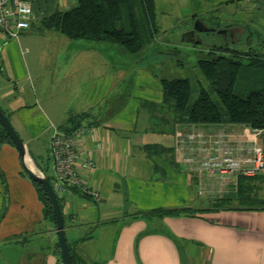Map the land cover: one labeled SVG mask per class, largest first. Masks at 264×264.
<instances>
[{"label":"crops","instance_id":"0c3cea01","mask_svg":"<svg viewBox=\"0 0 264 264\" xmlns=\"http://www.w3.org/2000/svg\"><path fill=\"white\" fill-rule=\"evenodd\" d=\"M76 2L30 0V27L15 37L0 30V107L29 151H38L46 136L43 146L51 157L50 132L71 129L73 118L79 127H95L76 145L96 163L89 182L101 199L70 189L59 200L76 264H264V209L163 217L145 213L195 200L193 171L185 160L193 154L183 136L194 130L221 132L229 124L175 123L173 111L161 103L162 78L144 69L136 74L127 104L115 112H97L95 104L125 74L108 55L102 57L110 46L42 26V19ZM175 2L183 11L205 12L235 0ZM142 101L145 108L139 111ZM150 145L160 150L146 148ZM19 159L15 147L0 145V264H63L55 225L44 216L36 186ZM95 239L98 245L92 244Z\"/></svg>","mask_w":264,"mask_h":264},{"label":"trees","instance_id":"16d2710c","mask_svg":"<svg viewBox=\"0 0 264 264\" xmlns=\"http://www.w3.org/2000/svg\"><path fill=\"white\" fill-rule=\"evenodd\" d=\"M152 2L153 0H77L76 4L67 11L55 12L42 19V26L58 29L59 32L74 40L111 43L122 47L130 54L137 53L154 35ZM212 49L213 51L208 52L207 57L199 59L196 63L202 74L209 79L208 89L199 88L200 91L195 100L190 103L192 86L188 79L162 78L163 101L161 103L173 111L175 123L196 126L237 123L250 128H264V80L260 83L256 80L258 76L264 78V53L253 49L244 51L239 54L243 59L241 60L234 56L226 57V50L223 47ZM242 68L244 70H241ZM238 73L242 74L239 79H237ZM241 79H250L258 86H254L245 95H241L235 88V81H241ZM212 94L216 97H212ZM71 120L74 126L64 131L71 132L79 127V124L76 125L77 118ZM2 143L13 146L0 125V145ZM146 148L152 151L160 150L159 145H150ZM47 178L51 182V178L49 176ZM246 178L239 174L238 191L228 196L226 201L217 199L213 206L159 208L145 213L149 216L163 217L188 216L196 212H213L222 209L262 211L264 200L260 201V199L243 195L241 182ZM33 184L36 186L37 196L42 201L44 216L54 223V216L45 192L35 181ZM70 252L76 264L71 249Z\"/></svg>","mask_w":264,"mask_h":264},{"label":"rangeland","instance_id":"374dc122","mask_svg":"<svg viewBox=\"0 0 264 264\" xmlns=\"http://www.w3.org/2000/svg\"><path fill=\"white\" fill-rule=\"evenodd\" d=\"M159 1L158 4L153 2L154 35L139 52L130 54L118 45L101 42L110 46L106 51H102V57L108 55V59L115 62L116 70L119 73L125 72V74L117 79L118 83L115 89H112L110 94L105 95L102 102L93 105L97 112H115L122 107L123 103L126 102L125 104H127L132 99L136 74L140 69L149 71L159 79H188L192 86L189 101L191 103L199 93V88L208 89L210 85L209 79L202 74L196 63L199 59L207 57L208 52L213 51L212 48L223 47L226 50V57L234 56L241 60L243 59L239 54L244 53V51L253 49L264 53V0H235V2L220 5L215 10L205 12L201 10L197 12L193 10L183 11V6L175 2L177 0H171V5H168L170 0L166 1V5L159 3ZM176 9L181 13L177 14ZM197 20H200L203 26L207 28H214L213 31H211L212 28L207 31L195 30L193 25ZM220 29L231 31L232 37L222 36L219 33ZM240 76L242 74L238 73L237 79ZM256 80L260 83L264 78L258 76ZM235 86L237 93L245 95L258 84H254L250 79H241V81H235ZM212 97L215 98V94H212ZM144 103L145 101H142L143 105L140 106L139 111L145 108ZM149 107L151 109V106ZM142 114L146 115L147 110L146 112L142 111ZM165 114H168L167 111ZM155 126L158 127V124L156 123ZM247 128L249 126L234 123L227 126L223 125L220 129L221 132L232 134L234 144L238 141L242 145L246 140L244 134L247 133ZM218 132H220L219 129L211 133ZM192 133L198 134L202 131L194 130ZM205 134L207 132H204ZM258 137L259 140L264 138L262 134ZM43 139L46 143L48 142L46 136ZM43 143H39L40 149L38 151H35L34 154L30 153L37 164L52 179L53 172H50L53 170L52 159L48 156ZM190 166L197 167L196 164ZM191 170L193 171L191 178L195 180L194 197L196 195V198L193 202H190L191 199H189L185 202L186 204H182L183 206H213L217 199L221 198L222 201H226L228 196H232L238 191L239 174L237 173H229L223 176ZM241 187L245 197L264 200V174L247 177L241 182ZM182 205L180 204L181 207H183ZM93 242L92 244L98 245V239ZM2 255L0 250V258Z\"/></svg>","mask_w":264,"mask_h":264},{"label":"built area","instance_id":"2783aa9c","mask_svg":"<svg viewBox=\"0 0 264 264\" xmlns=\"http://www.w3.org/2000/svg\"><path fill=\"white\" fill-rule=\"evenodd\" d=\"M30 0H0V30L10 37L30 27L33 16ZM94 126L86 125L74 130H52L49 151L53 162L51 184L59 200L70 189L80 190L93 201L101 199L98 190L89 182V173L96 168L92 157L80 151L78 138L90 136ZM264 129L247 128L244 144L233 143L232 134L226 132L186 133L183 140L187 151L193 154L185 158L192 169L207 174H240L246 177L264 173ZM240 141V140H239ZM239 143V144H237ZM237 144V145H236Z\"/></svg>","mask_w":264,"mask_h":264},{"label":"water","instance_id":"95a60500","mask_svg":"<svg viewBox=\"0 0 264 264\" xmlns=\"http://www.w3.org/2000/svg\"><path fill=\"white\" fill-rule=\"evenodd\" d=\"M194 29L197 31H207L209 28L203 26V23L200 20H197L193 25ZM2 108L0 107V125L6 132V135L9 136L13 147L18 151L19 157L21 160V164L23 167V171L37 184H39L43 191L45 192V196L47 197L50 203V209L52 210L54 216L55 223V234H57L58 246L60 250V256L63 264H74L70 248L68 246V241L65 232V221L64 215L62 212V208L58 196H56V192L50 183L49 178L43 171V169L37 164L36 160L33 159L29 149L25 146L23 139L20 137L12 123L10 122L9 117L4 113ZM32 164L34 170H32L29 164Z\"/></svg>","mask_w":264,"mask_h":264},{"label":"flooded vegetation","instance_id":"af4514ba","mask_svg":"<svg viewBox=\"0 0 264 264\" xmlns=\"http://www.w3.org/2000/svg\"><path fill=\"white\" fill-rule=\"evenodd\" d=\"M212 28V27H211ZM209 28V29H211ZM214 28L211 29V31H213ZM219 33L222 35V36H228V37H232V33L231 31L229 32L227 29H220L219 30Z\"/></svg>","mask_w":264,"mask_h":264},{"label":"bare ground","instance_id":"6f19581e","mask_svg":"<svg viewBox=\"0 0 264 264\" xmlns=\"http://www.w3.org/2000/svg\"><path fill=\"white\" fill-rule=\"evenodd\" d=\"M28 164H29L30 168H31L32 170H34L33 167H32V164H30V163H28Z\"/></svg>","mask_w":264,"mask_h":264}]
</instances>
